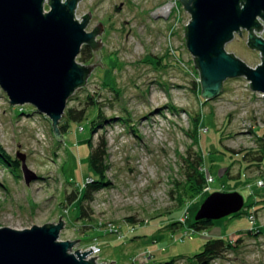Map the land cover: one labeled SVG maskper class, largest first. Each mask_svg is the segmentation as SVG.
Masks as SVG:
<instances>
[{"label":"rangeland","instance_id":"obj_1","mask_svg":"<svg viewBox=\"0 0 264 264\" xmlns=\"http://www.w3.org/2000/svg\"><path fill=\"white\" fill-rule=\"evenodd\" d=\"M170 4L171 14H157ZM89 12L87 31L99 22L104 26L97 37L104 68L94 67L67 109L84 108L92 96L104 104L109 120L92 132L97 111L91 109L89 121L72 125L69 140L58 139L51 119L32 105L12 106L0 86V147L13 161L10 165L0 155V228L25 230L58 224L62 217L60 241L80 239L76 251L98 245L101 262L113 264H194L189 258L208 240L241 238L236 250L206 264H264V164L251 165L242 157L264 138L263 94L245 77L231 78L219 97L205 102L187 45L191 14L181 0H82L77 19ZM226 50L252 68L262 64L261 53L248 45L247 31ZM77 62L85 65L79 57ZM198 116L202 123L196 129ZM101 136L108 141L109 185L85 203L88 217L79 219L81 201L70 203L67 197L93 182L89 141L97 143ZM200 150L210 186L186 195V158ZM19 155L38 175L31 184ZM236 191L245 198L243 211L196 232L192 225L205 200L215 192ZM250 230L254 234H247Z\"/></svg>","mask_w":264,"mask_h":264},{"label":"water","instance_id":"obj_2","mask_svg":"<svg viewBox=\"0 0 264 264\" xmlns=\"http://www.w3.org/2000/svg\"><path fill=\"white\" fill-rule=\"evenodd\" d=\"M82 0H0V86L12 106L32 105L49 119L58 139H68L59 128L71 97L84 87L96 65H101V22L87 31L90 15L77 19ZM48 4L49 12L45 11ZM191 14L186 27L187 45L199 71L202 96L207 101L221 95L224 83L245 77L264 98V0H181ZM92 16V15H91ZM248 32V45L262 55L256 68L247 65L226 45L236 35ZM85 45L94 48L89 66L77 62ZM27 184L38 179L25 155H19ZM245 208L240 192H215L201 206L196 221H219ZM58 224H36L25 230L0 228V264H113L89 259L93 247L73 252L77 241H60L65 228Z\"/></svg>","mask_w":264,"mask_h":264},{"label":"trees","instance_id":"obj_3","mask_svg":"<svg viewBox=\"0 0 264 264\" xmlns=\"http://www.w3.org/2000/svg\"><path fill=\"white\" fill-rule=\"evenodd\" d=\"M94 48L91 45H85L81 51L79 56V60L83 62L85 65L90 63L94 58ZM83 65V64H82ZM200 75V74H199ZM194 86H197V83L194 82ZM199 89L202 90V86L199 84ZM86 106L82 109L68 108L65 112V115L62 118V121L59 125V128L64 136L68 135L71 132V128L73 124H82L86 121H89V112L91 109L97 111L96 118L91 122V131L95 132L98 126L103 125L109 119L106 118L104 112V104L99 102L97 99H94L92 96H89L87 99ZM205 102H208L205 99ZM202 117L198 116L194 118V126L196 129L199 128L200 124L202 123ZM196 133V131H195ZM197 134V133H196ZM194 136L197 143H200V136ZM90 148H91V155H90V165L93 170V182L88 183L85 185V189L83 191H75L67 197L68 202L76 203L81 201L79 207V219H86L87 216V209L85 207V203H90L94 200V195L102 190L104 187L109 185L108 181V173L110 170V164L108 161L109 158V148H108V141L104 136L99 137L97 143L90 139L89 141ZM3 149L0 147V155L5 158V160L11 165L13 161L10 159L8 155L3 154ZM203 151L200 150L197 152L195 156H188L186 159L187 162V170H186V188L185 194L186 195H198L202 191L206 190L208 186L207 175L205 173L204 164H205V155L202 153ZM256 155L252 160H249V156ZM243 159L251 163V165L262 166L264 164V138L261 139L259 143V147L257 149L246 150L242 153ZM19 161H15V167L18 169L20 164ZM181 204L185 202L184 198L181 199ZM134 219H131L133 221ZM215 224V221H208V220H201L195 221L192 227L195 229L196 232L200 233L203 231H207ZM176 226V225H174ZM260 231L255 234L260 236ZM247 234H254L253 230H250ZM240 238L235 243L227 242L224 238H217L208 240L204 244L203 251L194 255L191 259V262L194 264H206L210 260L218 258L225 254L227 251L236 250L237 242L241 241ZM163 264H176V260H172L167 263Z\"/></svg>","mask_w":264,"mask_h":264},{"label":"built area","instance_id":"obj_4","mask_svg":"<svg viewBox=\"0 0 264 264\" xmlns=\"http://www.w3.org/2000/svg\"><path fill=\"white\" fill-rule=\"evenodd\" d=\"M64 1H65V0H64ZM48 9H49V8H48ZM261 22H262L263 25H264L263 20H262ZM256 34H257L259 37L264 38V31H262V32H257V31H256ZM209 182L214 183V180L211 179V180H209ZM260 184L264 185V181H261ZM209 186H210V184H209ZM92 247H93V249H97V250L91 252V253L89 254L88 258H89V259H92V257H96V256H98V257L96 258V259H97V262H98V263H102V262H101V255H102L103 249H102L100 246H98V245H92V246H90L88 249H81L80 251L83 253V252H86V251L90 250ZM73 252L75 253L76 250L73 249Z\"/></svg>","mask_w":264,"mask_h":264},{"label":"bare ground","instance_id":"obj_5","mask_svg":"<svg viewBox=\"0 0 264 264\" xmlns=\"http://www.w3.org/2000/svg\"><path fill=\"white\" fill-rule=\"evenodd\" d=\"M173 8H174V5L173 4L172 5L170 4V5H168V6L164 7V8H160L157 11V14L169 15V14H171ZM45 11L46 12H49L50 11V9H48V4L47 3L45 4Z\"/></svg>","mask_w":264,"mask_h":264},{"label":"flooded vegetation","instance_id":"obj_6","mask_svg":"<svg viewBox=\"0 0 264 264\" xmlns=\"http://www.w3.org/2000/svg\"><path fill=\"white\" fill-rule=\"evenodd\" d=\"M90 19H91V15H90ZM90 22V21H89Z\"/></svg>","mask_w":264,"mask_h":264}]
</instances>
